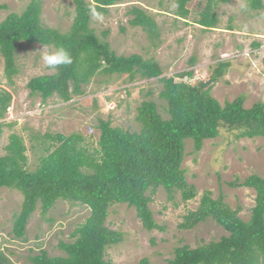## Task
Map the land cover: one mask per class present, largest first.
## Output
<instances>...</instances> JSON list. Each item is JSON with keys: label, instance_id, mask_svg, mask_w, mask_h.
<instances>
[{"label": "trees", "instance_id": "trees-1", "mask_svg": "<svg viewBox=\"0 0 264 264\" xmlns=\"http://www.w3.org/2000/svg\"><path fill=\"white\" fill-rule=\"evenodd\" d=\"M123 1L74 0L75 16L67 33L43 25L42 0H31L21 15L11 13L0 23V56L10 85L19 75L16 57L21 43L54 49L62 46L71 54V64L55 70L48 68L52 74L40 75L28 82L30 97L38 96L42 103L56 97L68 103L73 97L84 96L85 86L95 77L128 75L132 81L138 75L147 80L159 79L163 84L160 98L166 103L168 115L165 119L154 101H144L136 117L141 126L139 132L114 128L111 121L99 120L101 136L95 149L82 147L85 140L81 134L34 136L37 143H43L44 155L32 171L22 137L10 136L6 154L0 156V190L13 189L25 196L13 225L16 238L25 239L29 221L38 208L46 215L59 201H66L90 209L86 222L70 234L71 240H60L58 246L63 256L51 257L47 251H41L30 257L32 264H114L107 261L106 251L121 244L124 235L107 225L112 207L127 205L136 211L146 231L164 232L166 227L158 224L151 209L154 196L165 191L168 199L175 201L176 194H180L183 202L197 197L196 188L188 182L183 168L187 140L200 152L206 141L219 137L223 128L239 131V139H264L263 103L245 109V97L241 96L223 107L212 96L215 84L232 67L231 62H221L208 82L191 86L183 80L192 78L193 72L163 78V68L155 59L145 60L139 54L117 55L110 43L91 28V19L94 12L107 15L111 7ZM190 1L174 0L176 17L185 20L190 14ZM246 1L249 12L260 15L264 10V0ZM230 2L208 0L197 23L207 29L216 28L220 20L214 11ZM129 15L132 16L128 22L130 27L142 29L157 45L160 29L154 18L136 6ZM176 79L181 81L178 83ZM12 100L9 91L0 89V140L5 127L14 125L4 122ZM232 186L256 192L250 219L244 220L241 208L233 210L223 195L213 198L211 192H206L198 209L189 212L180 227L193 230L212 220L226 235L196 248L179 246L167 264H264V178L255 175L243 184L237 182ZM0 264L13 263L0 252ZM139 264L152 263L143 258Z\"/></svg>", "mask_w": 264, "mask_h": 264}, {"label": "rangeland", "instance_id": "rangeland-1", "mask_svg": "<svg viewBox=\"0 0 264 264\" xmlns=\"http://www.w3.org/2000/svg\"><path fill=\"white\" fill-rule=\"evenodd\" d=\"M30 2L0 0V23L11 13L21 15ZM207 2L190 1V14L181 20L175 16L174 0H124L111 7L107 15L94 12L91 28L103 41L110 43L119 56L139 54L145 60L155 59L163 68V78L193 72L192 78L183 80L191 86L208 82L221 62H231L232 67L221 82L215 84L212 96L223 107L241 96L245 97V109L264 104V10L260 15L249 12L246 0H231L229 4L216 8L214 13L220 22L216 28L207 29L197 23ZM42 3L43 25L61 33L69 32L75 16L74 0H42ZM135 6L145 9L158 24L157 45L142 29L130 27L128 22L132 16L129 11ZM104 32L109 34L105 37ZM40 48L45 47L19 45L16 57L19 75L13 79L12 85L4 75V62L0 56V89L13 96L4 122L14 124L4 129L0 156L6 154L5 147L12 134L22 137L31 171L37 168L44 155L43 143H37L34 136L81 134L85 140L82 147L98 148L99 120L111 121L114 128L139 132L141 126L136 117L144 101L157 103L159 112L168 118L166 103L160 98L163 84L159 79L147 80L138 75L132 81L128 75H100L85 86L84 96L73 97L68 103L56 97L42 103L40 97H30L28 82L37 76L53 73L44 65L38 51ZM193 58L196 59L194 65L190 62ZM180 81L176 79V82ZM239 133L223 128L219 137L206 141L200 152L195 151L191 140L186 141L183 168L188 182L196 188L197 197L183 202L180 194H176L175 201H170L165 191L154 196L151 209L158 224L165 226L166 231L148 232L133 208L127 205L112 207L107 225L123 233L124 240L107 249V261L139 264L143 258H148L152 264H167L179 246L196 248L219 241L226 233L212 220L193 230L180 227L185 216L198 209L206 192H211L213 198L223 195L233 210L241 208V217L249 220L256 192L232 184H243L255 175L264 178V139H239ZM24 198L20 191L0 190V252L13 264H32L30 257L41 251H47L51 257L63 256L64 252L58 246L60 240H71L70 234L86 222L90 209L66 201H59L46 215L38 208L29 221L25 239H18L13 234V225Z\"/></svg>", "mask_w": 264, "mask_h": 264}, {"label": "clouds", "instance_id": "clouds-1", "mask_svg": "<svg viewBox=\"0 0 264 264\" xmlns=\"http://www.w3.org/2000/svg\"><path fill=\"white\" fill-rule=\"evenodd\" d=\"M38 51L41 53V59L44 65L51 70H55L61 65H69L72 63L70 52L62 46L56 47L54 50H49L46 47L40 48Z\"/></svg>", "mask_w": 264, "mask_h": 264}]
</instances>
